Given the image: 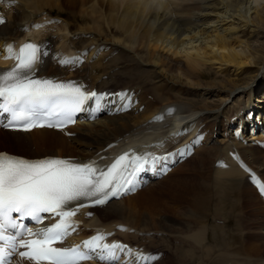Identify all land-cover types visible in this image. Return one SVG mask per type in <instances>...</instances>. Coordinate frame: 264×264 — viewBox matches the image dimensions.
I'll use <instances>...</instances> for the list:
<instances>
[{
	"label": "bare ground",
	"instance_id": "bare-ground-1",
	"mask_svg": "<svg viewBox=\"0 0 264 264\" xmlns=\"http://www.w3.org/2000/svg\"><path fill=\"white\" fill-rule=\"evenodd\" d=\"M12 1L5 23L0 24V43L32 36L44 43L47 52L40 73L78 77L90 87L115 94L106 102L103 116L76 125L71 137L47 129L1 131L0 146L27 156L88 158L106 156L130 142L152 149L188 143L189 159L137 194L94 209L86 223L112 228L121 224L119 239L148 253L162 252L149 264H191L199 258L204 264H233L236 259L231 261L228 254V238L213 241L209 231L220 224L217 219L228 220L234 193L243 185L253 186L246 168L264 179V147L255 145L264 131V0H255L254 6L249 0ZM62 3L70 7L81 3L78 17L44 13L47 7L61 8ZM77 20L82 22L76 24ZM233 31L239 35L230 36ZM82 50L86 62L79 68L56 62L57 55L66 58L65 52ZM137 53H145L144 63ZM121 88L133 91L124 93L126 110L114 104ZM157 116L163 119L156 120ZM231 148L241 159H226L228 165L216 166L217 160L229 158ZM174 173L177 176L170 179ZM254 189L250 201L261 207L253 209V219L245 227L253 237L247 253L261 258L255 264H264L260 257L264 256V199ZM210 217V223L203 224ZM229 228V235L239 233L232 225ZM207 240L212 241L210 246L201 247ZM244 246L240 241L230 252L242 253ZM241 257L248 261L250 256Z\"/></svg>",
	"mask_w": 264,
	"mask_h": 264
},
{
	"label": "snow or ice",
	"instance_id": "snow-or-ice-1",
	"mask_svg": "<svg viewBox=\"0 0 264 264\" xmlns=\"http://www.w3.org/2000/svg\"><path fill=\"white\" fill-rule=\"evenodd\" d=\"M6 51V58L16 63L10 69H0V115L6 114L4 128L63 129L75 123V113L83 111L87 102L94 101L99 110L106 94L87 92L73 81L56 82L35 76L42 55H47L41 53L39 45L25 43L18 51L8 45ZM74 62L78 58L59 61ZM167 159L151 153L125 152L101 168L95 160L77 163L58 157L28 159L0 152V264H10V258L16 255L31 264H82L94 258L104 264H117L121 253L135 256L136 264L154 260L155 257H144L119 242L102 243L110 235L102 230L78 245H54L64 242L76 230L79 221L74 217L81 208L104 205L113 197L135 191L139 174ZM260 187L264 190V184ZM45 219L50 224L36 231L23 222L42 224Z\"/></svg>",
	"mask_w": 264,
	"mask_h": 264
},
{
	"label": "rangeland",
	"instance_id": "rangeland-1",
	"mask_svg": "<svg viewBox=\"0 0 264 264\" xmlns=\"http://www.w3.org/2000/svg\"><path fill=\"white\" fill-rule=\"evenodd\" d=\"M250 2H252L253 4V6H254V1L255 0H249ZM63 3H64V1H63ZM62 3V5H61V8L59 7V6H51V7H47L46 9H48V10H52V9H54L53 11L55 12V14H57V13H63L64 14V12H66L68 15H71L72 13H75L76 15H77V17H78V15H79V13H80V10H81V7H82V4L81 3H78V4H76L75 5V7H70V6H67L66 4H63ZM248 6H250V4L248 5ZM75 15V16H76ZM77 17H76V19H77ZM222 17H224L225 19H228V16H225V15H222ZM72 21H70V22H74V17H72V18H70ZM78 21V20H77ZM226 21H228V20H226ZM76 22V21H75ZM81 23L82 21H78L76 24H78V23ZM76 26H78V25H76ZM229 26V25H228ZM113 33H115V32H113ZM234 35H239L236 31H233V32H231V34H230V36H234ZM107 37H108V35H106ZM112 36H114V34L113 35H111V36H109V37H112ZM118 35H116V37H117ZM244 40H247L248 39V37L247 36H245L244 38H243ZM137 55V58L139 59V60H143L144 61V59H143V57L145 56V53H140V54H136ZM142 61V62H143ZM144 63V62H143ZM177 176V173H174L171 177H170V179H173V178H175ZM253 187V186H252ZM252 187H250V186H246V185H243L240 189V192H236V193H234V195L232 196V201H233V203H231L232 205H231V207L229 208V210H228V214H227V216H228V220H218L217 219V221H219L220 222V224H217L216 226L217 227H215V228H217L218 230L216 231V229L215 228H212V229H210V231H209V233H210V235H209V237H211V240H213V238L215 239V241H217L218 239L217 238H220V237H223L224 235L228 238V241L231 243V249H230V251H232L233 249H234V246L237 244V243H239L240 241H243V242H245V246L243 247L244 249H242V253H241V251H235V253H231L230 251V253L228 252V254L230 255V259H231V261H233L234 259H236V260H234L233 261V264H255V262L257 263L261 258H258V256H256V255H253V254H250V253H247V247H249L250 246V241L252 240V238L253 237H250L251 235H249L248 233H247V229L246 228H248L247 226H248V222H249V220H251V219H253L252 217V214H253V212H254V210L256 209V208H258L259 209V207H261L260 205H258L257 206V204L256 203H253V201L251 200L250 201V198H249V194H250V197H251V192L252 193H254L253 191L255 190L254 188L252 189ZM249 188V191L247 190ZM162 191V190H161ZM247 192H248V194H247ZM246 197V198H245ZM241 200H240V199ZM244 200V201H243ZM222 201H224V202H229L228 200H226V199H223ZM249 201V202H248ZM237 202V203H236ZM240 202V203H239ZM230 203V202H229ZM242 203V204H241ZM249 203H251V204H249ZM253 203V204H252ZM248 206H247V205ZM244 205V206H243ZM246 205V206H245ZM230 206V205H229ZM237 206V207H236ZM242 206V207H241ZM256 206V207H255ZM233 208H235L234 210H233ZM236 208H238V209H236ZM252 208V209H251ZM254 209V210H253ZM236 210H238V212L236 211ZM242 211H244V212H242ZM250 211V212H249ZM229 212H230V214H229ZM233 212V213H232ZM240 212L242 213V214H240ZM236 215H237V217H236ZM173 219H175V217L173 218ZM213 219V217H210L209 219H207V220H204L205 222H203V224L204 223H210V220H212ZM239 219V220H238ZM170 220H172V219H170ZM177 220H178V218H177ZM236 220V221H235ZM174 221V220H173ZM178 221H182V220H178ZM247 221V223H245L244 224V222H246ZM196 222H199V221H196ZM223 222H224V224H223ZM176 223H179V222H177L176 221ZM208 223V224H209ZM223 225V226H222ZM229 225H232V227L233 228H235L236 230H238L239 229V233H236V235L235 236H233V234L232 235H229L230 233H231V229L229 228L228 229V226ZM247 225V226H246ZM193 227H196V225H193ZM226 227V228H225ZM240 227V228H239ZM246 227V228H245ZM223 228V229H222ZM240 229H242V230H240ZM213 231V232H212ZM225 231H227V232H225ZM244 233H242V232ZM230 232V233H229ZM215 233V234H214ZM242 234V235H241ZM231 239V240H230ZM239 241H238V240ZM246 239H247V241H246ZM206 240V239H205ZM233 240V241H232ZM214 241V240H213ZM238 241V242H237ZM248 241H249V243H248ZM210 242H212V241H210V240H207V241H205V242H203L202 244H201V247L204 245V243H205V245L206 246H210ZM237 242V243H236ZM249 244V245H248ZM158 245V244H157ZM153 246V245H152ZM187 250H188V248H186ZM246 249V250H245ZM202 250H203V248H202ZM160 251V250H159ZM204 251V250H203ZM199 253V254H198ZM198 253H196L198 256H200L201 257V254H202V251H199ZM217 254L218 253H221V252H216ZM194 254V256H195V253H193ZM234 254V256L235 257H233L232 255ZM248 254V255H247ZM241 255L242 256H245L246 258H248V256H250L249 257V259H248V261H245V260H241ZM260 257H264V256H260ZM238 258V259H237ZM253 259H255V260H253ZM236 261V262H235ZM241 261H243V262H241ZM260 262V261H259ZM197 264H204V262L202 261V259H200L199 258V260H197V262H196ZM196 263H194V262H191V264H196ZM232 263V262H231ZM261 263V262H260Z\"/></svg>",
	"mask_w": 264,
	"mask_h": 264
}]
</instances>
